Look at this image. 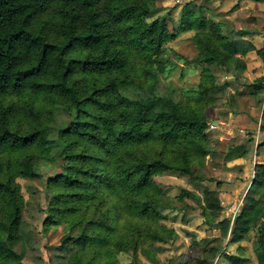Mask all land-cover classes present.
Returning a JSON list of instances; mask_svg holds the SVG:
<instances>
[{
  "label": "trees",
  "instance_id": "16d2710c",
  "mask_svg": "<svg viewBox=\"0 0 264 264\" xmlns=\"http://www.w3.org/2000/svg\"><path fill=\"white\" fill-rule=\"evenodd\" d=\"M160 1L0 0V264H26L33 231L53 226L63 235L48 264H120L122 255L141 264L140 254L154 262V245L175 236L163 213L185 198L228 243L255 230L256 264H264V164L233 220L216 221L215 191L204 189L202 199L181 188L171 197L157 181L166 173L206 180L209 110L218 100L212 67L255 93L263 88L264 76L241 79L243 57L255 50L241 39L249 32L225 34L193 3L173 31ZM184 31L197 53L175 62L167 43ZM256 52L264 63V47ZM179 61L199 70L198 82L177 101L158 97L160 76ZM19 179L40 182V192L27 186L31 202ZM29 208L42 214L34 230Z\"/></svg>",
  "mask_w": 264,
  "mask_h": 264
},
{
  "label": "rangeland",
  "instance_id": "374dc122",
  "mask_svg": "<svg viewBox=\"0 0 264 264\" xmlns=\"http://www.w3.org/2000/svg\"><path fill=\"white\" fill-rule=\"evenodd\" d=\"M187 3L202 6L204 14L218 21L223 32L231 34L233 38L238 39L236 33L239 31L249 32L241 39L246 47L252 44L255 50L247 52L243 57L246 69L241 79L247 83H259L258 79L264 76V63L256 50L264 47V0H162L158 3L165 8L161 14H171L169 28L173 31L177 30L181 10ZM192 34V31L180 32L167 43L172 60L178 61V55L189 59L196 55L195 46L190 40ZM212 72L218 87V100L209 110L212 122L208 134L213 141L214 153L205 160L206 180L192 183L187 177L166 173L158 176L157 181L169 191L168 195L171 197L178 195L181 188L193 191L202 199L204 189L215 191L220 201L216 221L228 218L233 220L241 209L256 166L264 164V85L255 93L253 88L241 85L232 74L219 67H212ZM198 75L197 68L179 61L169 73L160 76L156 94L158 97L169 96L177 101L182 92L198 82ZM213 122L216 124L213 125ZM18 182L24 198L30 202L33 199L27 186L32 185L39 192L41 190L39 181L19 179ZM176 206V209L163 213V223L174 231L175 236L166 243L154 245V262L140 254L141 264H197L201 257L206 261L212 260L211 264H232L225 253L238 259L239 264H256L253 243L256 239L255 230L237 243H228L229 236L225 238L221 235L220 224L206 225L197 201L185 198L184 203ZM25 217L30 219L34 230L37 222L42 219V214L29 208ZM38 230L33 231L34 249L27 250L23 259L26 264H48L49 259L54 258L63 235L62 226L51 227L46 235ZM210 249L217 250V253L202 254ZM120 264H131V260L122 255Z\"/></svg>",
  "mask_w": 264,
  "mask_h": 264
},
{
  "label": "water",
  "instance_id": "95a60500",
  "mask_svg": "<svg viewBox=\"0 0 264 264\" xmlns=\"http://www.w3.org/2000/svg\"><path fill=\"white\" fill-rule=\"evenodd\" d=\"M216 123L215 122H213V125H215Z\"/></svg>",
  "mask_w": 264,
  "mask_h": 264
}]
</instances>
